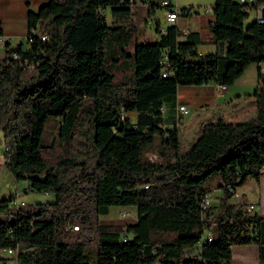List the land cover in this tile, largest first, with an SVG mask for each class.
<instances>
[{"label":"trees","instance_id":"obj_1","mask_svg":"<svg viewBox=\"0 0 264 264\" xmlns=\"http://www.w3.org/2000/svg\"><path fill=\"white\" fill-rule=\"evenodd\" d=\"M138 3L148 4L149 14L161 7L159 0H47L28 12V45L6 42L0 56L5 166L28 181V190L54 197L18 206L15 192L0 198V251L16 250L0 256V264H232L233 246L251 243L264 264V216L230 201L249 177H262L264 71H258L255 117L204 120L185 146L178 120L162 126L164 104L179 85L228 86L251 63H264V20L245 24L264 0H215L211 41L226 43L225 54L198 53L204 39L176 24L157 23L159 36L140 41L139 25L117 22ZM193 7H179V14ZM133 110L135 121L127 114ZM50 116L60 124L57 141L47 145L42 135ZM213 174L216 184H206ZM216 188L218 203L204 207ZM112 205L136 207L138 220L101 221ZM206 232L211 240L203 239ZM88 242L97 245L87 250ZM194 248L199 257H187Z\"/></svg>","mask_w":264,"mask_h":264},{"label":"crops","instance_id":"obj_2","mask_svg":"<svg viewBox=\"0 0 264 264\" xmlns=\"http://www.w3.org/2000/svg\"><path fill=\"white\" fill-rule=\"evenodd\" d=\"M45 1L47 0H0V21L3 35L9 36V42L12 45L18 42H23L25 46L28 45V12L29 10H37ZM172 1H175L176 5H180L177 0ZM214 2L215 0H210V7H205L204 10H202L203 12H201L199 8L196 9L193 7V12L190 15H180L175 23L184 32L196 31L204 39V42L196 44V50L200 54L216 51L225 54L227 51L226 43L216 45L211 41L209 21L213 16L212 5ZM156 10L153 14H149L148 21H151V18H157V23L162 28L170 25L167 20L166 24L162 23L156 15ZM249 22H245V24ZM158 36L159 33L156 32V38ZM263 65L264 63L261 65L258 63H251L243 74L223 91H218L219 84L215 81L202 84L179 85L176 97L172 101L164 104L165 111L162 113V126L170 127L178 120L181 142L187 145L193 140L198 132L199 125L204 120L221 116L227 120L241 121L255 117L257 114V105L254 92L258 87V71L260 67L263 70ZM180 105H185L187 111L184 112L180 110ZM127 114L132 121L136 120V111H129ZM263 174L264 169L262 176ZM260 181H256L253 177H249L236 189L237 193L241 192L243 194V200H237L236 194H234L230 198V201L246 203V199L251 201L250 195H253L254 199H257L258 195L252 194L250 188L254 183L257 184ZM242 188L245 189L243 190ZM216 190L219 191L218 194L221 195V190L219 188L214 189V191ZM132 209L135 211V214L133 219L128 220L129 217L125 215V211ZM263 209V206L260 205L259 210L254 209L253 211L264 216ZM110 213L111 216L104 218V216ZM100 220L125 226L129 223L136 222L138 220V213L135 207L128 208V206L112 205L109 207L107 213L100 215ZM244 246L246 245H234L233 251L235 247L245 248Z\"/></svg>","mask_w":264,"mask_h":264},{"label":"rangeland","instance_id":"obj_3","mask_svg":"<svg viewBox=\"0 0 264 264\" xmlns=\"http://www.w3.org/2000/svg\"><path fill=\"white\" fill-rule=\"evenodd\" d=\"M179 2V7L183 5H193L194 8L200 9L201 12L205 7H210V0H177ZM175 5V1L173 2ZM178 6V5H177ZM104 12L107 15L108 21L111 22L114 20L113 15L111 14V8L108 6L104 8ZM165 8L158 7L156 10L157 17L162 21L163 24H166V18L164 16ZM199 14V13H195ZM256 11L255 9L251 10L249 16L246 18V23L251 21L255 17ZM149 18V5L148 4H133L130 16L124 19H118L117 22H123L127 24H137L141 27L142 30L139 31V40L140 41H152L156 39L157 32V18H151V21H148ZM4 50V44L0 42V51L1 53ZM251 70V69H249ZM264 70V65H263ZM60 124V118L56 116H50L45 124L44 133L42 135L43 144H51L57 141L58 135V125ZM160 136L156 134V140L159 141ZM183 146H185L183 144ZM154 154V153H153ZM218 181L217 174H213L206 184L214 185ZM28 181L25 179L17 180L13 174L6 168L5 166V156H4V147L0 146V198L8 195L12 192H15L18 195L19 201H24L25 204H29L35 201H45L54 197V194L50 193L47 195L45 192L37 191V190H28L27 189ZM243 190L245 188H242ZM251 193L257 194L258 198L254 199L253 195H250V200L246 199V205L254 204V209L259 210V206H263L264 208V174L262 179L257 184H253L250 188ZM219 191L212 190V202L217 204L220 198L218 194ZM242 193L239 192L236 195L237 200H243ZM246 196V194H245ZM134 207L129 205L128 208ZM136 208V207H135ZM253 209V210H254ZM252 210V211H253ZM264 211V209L262 210ZM135 211L127 210L125 211V215L129 217L128 220L133 219ZM111 216H104V218ZM110 219V218H109ZM96 242H88L87 250L95 248ZM245 248L235 247L233 251V259L232 264H259V255H258V245L255 243L247 244L244 246ZM12 264H15L14 261Z\"/></svg>","mask_w":264,"mask_h":264},{"label":"built area","instance_id":"obj_4","mask_svg":"<svg viewBox=\"0 0 264 264\" xmlns=\"http://www.w3.org/2000/svg\"><path fill=\"white\" fill-rule=\"evenodd\" d=\"M239 1L242 3H245V2L251 3L255 0H239ZM159 4L161 5V7L165 8V17H166L167 22L169 24H175L177 22L179 16H180L179 6L175 5L172 0H159ZM263 7H264L263 5H259L257 8H254L256 11V17L258 18L259 21L264 20L263 16H262ZM246 10H250V8L247 7ZM43 38H45V36H43ZM9 39H10L9 36H5L3 34H0V42L4 44V50H5V44ZM4 50L2 53L0 51V56L4 53ZM165 74H166V72H165ZM226 88H227V85H218V91H223ZM179 109L184 111V112L187 111V108L185 105H180ZM178 124H179V121H178ZM148 156L150 157V153H148ZM211 194H212V192H208L205 195V198L203 199V202H202L204 207L212 204ZM235 194L237 195L238 193L236 192ZM13 203L17 206L20 204L21 205L25 204L24 201H19L18 195H17L16 199L13 201ZM246 206H247L248 210L252 211L254 209V204H250V205H246ZM77 227L78 226H74V228H77ZM206 233L204 235H206ZM203 239H204V237H203ZM201 243H202V241H200L198 243V246H201ZM198 251H199L198 248H194L193 250H186L185 255L187 257H191V258H197V257H199ZM15 254H16V250L12 249V248H4L0 251V256H2V255L14 256ZM0 262H1V260H0ZM16 264H18L17 261H16Z\"/></svg>","mask_w":264,"mask_h":264},{"label":"bare ground","instance_id":"obj_5","mask_svg":"<svg viewBox=\"0 0 264 264\" xmlns=\"http://www.w3.org/2000/svg\"><path fill=\"white\" fill-rule=\"evenodd\" d=\"M212 236L210 233H206V235H204V239L206 240H211Z\"/></svg>","mask_w":264,"mask_h":264}]
</instances>
